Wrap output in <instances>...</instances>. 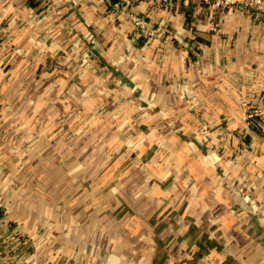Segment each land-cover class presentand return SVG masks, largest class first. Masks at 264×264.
<instances>
[{"label":"crops","instance_id":"obj_1","mask_svg":"<svg viewBox=\"0 0 264 264\" xmlns=\"http://www.w3.org/2000/svg\"><path fill=\"white\" fill-rule=\"evenodd\" d=\"M137 8L158 34L134 47L100 0H0L7 264H264V119L243 117L264 109V22Z\"/></svg>","mask_w":264,"mask_h":264},{"label":"built area","instance_id":"obj_2","mask_svg":"<svg viewBox=\"0 0 264 264\" xmlns=\"http://www.w3.org/2000/svg\"><path fill=\"white\" fill-rule=\"evenodd\" d=\"M106 10L111 15L122 14L129 23L130 38L142 37L147 39L157 36V28H154L146 20V16L138 11L139 4H146L147 10L160 8L172 12L175 9H186L189 5H203L206 8L215 11H228L239 9L248 13L255 20L264 22V0H100ZM217 21L209 17L207 21V30L216 33L218 29ZM243 117L245 121V130H248L249 120L252 118L264 119V109L247 107L243 108ZM0 264H7V260L0 258Z\"/></svg>","mask_w":264,"mask_h":264},{"label":"rangeland","instance_id":"obj_3","mask_svg":"<svg viewBox=\"0 0 264 264\" xmlns=\"http://www.w3.org/2000/svg\"><path fill=\"white\" fill-rule=\"evenodd\" d=\"M107 11V10H106ZM108 12V11H107ZM109 13V12H108ZM112 15V14H111ZM118 15H122V14H118ZM123 16V15H122ZM127 25H128V27L126 28V31H130V28H129V23H128V21H127ZM130 33V32H129ZM128 34V33H127ZM129 39V38H128ZM129 41L131 42V44H133L134 45V47H136V45L134 44L136 41H139L140 42V46L141 45H144L145 43L144 42H146V40L145 39H143L142 37H139V38H134V37H131L130 39H129ZM60 64V63H59ZM63 65V64H62ZM62 68H61V71H63V68H64V66H61ZM54 72H56V71H54ZM58 72V71H57ZM50 74L52 75V77L54 76V73L53 72H50ZM75 93V92H74ZM67 94H69V91H67V93H63L62 95H63V97H64V95L66 96ZM76 95H78L77 93H75ZM71 95H73V93L71 94ZM68 96V95H67ZM66 96V97H67ZM66 97H65V99H66ZM71 99V98H70ZM185 107V106H184ZM186 108V107H185ZM187 109V108H186ZM203 117V116H202ZM207 120H208V118H206ZM203 119L202 120H200V121H198V122H194V121H192V123H195V124H193V125H195V127L197 126L198 127V129H197V136H199L200 137V139H201V141H203V143H205L207 146H208V148H209V144H208V140H209V138H208V132L209 131H213L215 128H216V126H220V124H221V121L219 122V123H217V124H215V126L214 127H212V128H210V129H207V127H206V125H204L203 124ZM209 121H210V119H209ZM222 125V124H221ZM204 127V128H203ZM245 130V129H244ZM245 131H247V130H245ZM249 131V130H248ZM227 138H229V140L230 141H232L233 140V142H235L236 141V134H231V133H229V132H227ZM211 143H212V141H211V139L209 140ZM237 142V141H236ZM213 145H214V143H212ZM213 145H211V147H213ZM242 147V146H241ZM215 150V149H214ZM220 150V149H219ZM241 150V149H240ZM211 151V150H210ZM233 151V152H232ZM233 153V155H236L237 153L236 152H239V151H234V149H231V148H229V150H225V153H226V156L228 155H231L230 153ZM213 153H214V155H216L215 153H217V151H213ZM217 154H221L220 153V151L217 153ZM221 156H222V154H221ZM243 199L245 200V201H249L250 199L246 196V195H244L243 196ZM208 206V205H207ZM202 209H203V206L201 207ZM210 208V207H209ZM212 215V216H211ZM208 217H211V218H213V214L211 213V214H208ZM218 218V217H217ZM214 220V219H213ZM225 231H223L222 230V232L221 233H219V234H223V236H224V238L226 237L225 236Z\"/></svg>","mask_w":264,"mask_h":264},{"label":"trees","instance_id":"obj_4","mask_svg":"<svg viewBox=\"0 0 264 264\" xmlns=\"http://www.w3.org/2000/svg\"><path fill=\"white\" fill-rule=\"evenodd\" d=\"M188 12L187 10L184 11V16H185V19L188 21ZM201 43V45L203 46V42H201V40L199 38H196V37H193V38H190L189 40H187V45L193 50L194 53H198V47H199V44ZM136 45V47H139L140 45V42L139 41H136L134 43ZM261 126H262V119L261 118H252L249 120V126H248V130L250 132H254L256 135H260V132H261ZM236 138H238L239 140V143H243V145H245L244 142H246L248 140V136L245 135V134H241V135H238ZM0 216H1V212H0Z\"/></svg>","mask_w":264,"mask_h":264}]
</instances>
